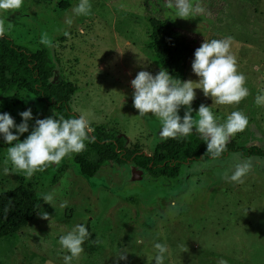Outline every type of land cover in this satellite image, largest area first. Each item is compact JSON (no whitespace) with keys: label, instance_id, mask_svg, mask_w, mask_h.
<instances>
[{"label":"rangeland","instance_id":"374dc122","mask_svg":"<svg viewBox=\"0 0 264 264\" xmlns=\"http://www.w3.org/2000/svg\"><path fill=\"white\" fill-rule=\"evenodd\" d=\"M205 12L194 18H176L167 0H89L91 14L75 16L79 0H23L16 11H0L5 35L33 54L45 52L53 79L69 83L74 92L69 106L85 116L90 127L100 126L122 136L126 147L151 154L165 139L160 121L151 113L140 116L133 107L131 81L139 71L155 76L161 69L147 48L149 20L156 19L204 40L232 38L231 53L237 71L246 77L249 95L239 104L216 105L201 89H194L192 116L209 106L223 123L233 111L248 118L242 132L227 143L264 150V106L255 97L264 90V0H192ZM72 24L66 23L67 18ZM47 33L50 46L41 43ZM194 60V59H193ZM192 62L184 81L197 82ZM31 109L29 131L14 135L22 142L36 119L55 116L26 92L14 97L0 91V114L16 125L19 113ZM186 106L178 115L184 116ZM194 131L195 128H193ZM197 132V131H196ZM17 141H13V144ZM0 134V194L20 185L43 197L52 194L35 219L19 232L0 239V264H64L59 238L77 224L90 237L71 264H155V243L167 245L163 264H264V158L229 153L216 159L200 158L182 166L173 179L150 178L132 164L106 163L93 178L84 177L66 156L31 177L7 165V148ZM251 158L253 167L243 183L222 178L234 165ZM140 173V177L138 176ZM54 177L57 183L51 184ZM67 202L66 207H60ZM46 212L49 220L41 219ZM98 239L99 245L92 241ZM127 252V260L118 255Z\"/></svg>","mask_w":264,"mask_h":264},{"label":"clouds","instance_id":"9594fccd","mask_svg":"<svg viewBox=\"0 0 264 264\" xmlns=\"http://www.w3.org/2000/svg\"><path fill=\"white\" fill-rule=\"evenodd\" d=\"M23 5V0H0V11H16ZM168 9H174L176 18L189 19L201 15L205 9L199 3L193 4L192 0H167L165 5ZM72 12L75 16H87L91 14L89 0H79ZM72 19H66L68 25ZM5 34V21L0 19V37ZM41 43L50 46L47 33L41 36ZM232 38L204 40L200 47L195 50L192 61V71L199 77L197 82L192 80L181 81L174 79L168 71L160 70L155 76L148 71H139L131 81L134 89L133 107L138 110L140 116L151 113L161 124L159 133L162 139L188 136L193 128L200 134L201 139L207 143L206 154L212 159L221 156L225 151L229 139L246 129L248 118L240 111L231 112L223 123H218L211 108L201 104L196 118L192 116V102L196 98L194 89H201L205 97H211L213 104L233 105L239 104L249 95L244 86L246 77L237 71L236 57L231 53ZM257 106H264V90L255 97ZM182 106H186L184 116L178 115ZM23 122L16 125L8 113L0 114V134L5 143L12 145L7 148V156L4 161V172L8 173L7 165L23 172L31 177L37 171H44L52 164H59L66 156L80 153L85 149V141L93 142L94 137L89 139L92 131L89 120L81 115L79 118L56 119L48 117L36 119L31 133L22 142L19 136L14 135L15 128L19 134L29 131L28 121L32 120L31 109L19 113ZM13 141L17 143L13 144ZM253 167L252 159L239 161L234 165L231 175L227 171L222 178L233 183H243V178ZM45 203L51 204L52 194L42 197ZM67 202L61 203L60 207H66ZM41 219L49 220L46 212L39 213ZM90 233L81 224L74 226L66 235L59 238L62 249L70 255L63 256L64 264H71L74 258H78L84 251L82 245L88 240ZM93 244L101 242L96 239ZM157 250L155 264H163L164 254L168 251L167 245L155 243ZM119 260H127V252L118 255ZM218 264H227L220 260Z\"/></svg>","mask_w":264,"mask_h":264},{"label":"trees","instance_id":"16d2710c","mask_svg":"<svg viewBox=\"0 0 264 264\" xmlns=\"http://www.w3.org/2000/svg\"><path fill=\"white\" fill-rule=\"evenodd\" d=\"M147 48L152 60L161 69L168 71L174 79L185 80L195 50L201 46V38L182 31L156 19H150ZM45 52L35 54L14 44L5 34L0 37V91L14 97L26 92L43 105V111L52 110L54 118H79L69 106L73 87L67 82L53 79ZM53 117V116H52ZM85 149L74 155L73 162L86 178H93L106 163L123 165L130 163L144 171L150 178H176L182 166L211 158L207 143L198 132L192 130L188 136L168 138L156 145L151 154L126 147L122 136L109 134L100 126L92 127ZM239 153L243 157H262L264 150L257 146H237L227 143L220 157ZM54 177L51 184L57 183ZM44 204L36 191L18 186L0 194V239L9 237L35 219Z\"/></svg>","mask_w":264,"mask_h":264},{"label":"water","instance_id":"95a60500","mask_svg":"<svg viewBox=\"0 0 264 264\" xmlns=\"http://www.w3.org/2000/svg\"><path fill=\"white\" fill-rule=\"evenodd\" d=\"M138 176L140 177V173L138 172Z\"/></svg>","mask_w":264,"mask_h":264}]
</instances>
